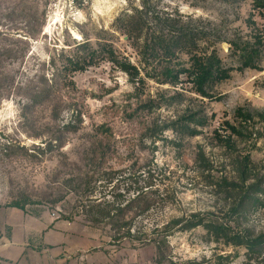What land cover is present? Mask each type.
<instances>
[{
    "label": "rangeland",
    "instance_id": "rangeland-1",
    "mask_svg": "<svg viewBox=\"0 0 264 264\" xmlns=\"http://www.w3.org/2000/svg\"><path fill=\"white\" fill-rule=\"evenodd\" d=\"M141 1L0 0V70H11L17 81L56 75L66 104L82 114L79 131L63 133V145L49 151L48 138L71 120V109L64 105L52 121L44 106L23 110V117L19 98L2 101L0 264H264V251L217 240L202 227L173 233L161 256L153 245L114 243V227L96 221L98 205L116 208L117 197L120 208H131L126 220L133 232L200 214L231 234H264V122L245 123L238 115L264 111V71L237 70L240 58L228 44L264 37V9L253 8L252 0H150L160 15L201 26L209 38L203 50H215L233 69L203 97L186 77L176 88L133 82L112 61L104 45L113 46L119 62L137 64L114 25ZM24 55L20 65L9 59ZM75 57L79 69L71 70ZM189 113L206 121L198 136L161 131ZM228 124L246 126L250 137L234 135ZM228 137L233 149L221 142ZM246 156L254 176L247 185L256 177L263 187L235 213L238 197L222 182L238 181L237 159ZM86 174L89 189L80 181ZM142 195L152 202L146 213L136 202Z\"/></svg>",
    "mask_w": 264,
    "mask_h": 264
},
{
    "label": "trees",
    "instance_id": "trees-1",
    "mask_svg": "<svg viewBox=\"0 0 264 264\" xmlns=\"http://www.w3.org/2000/svg\"><path fill=\"white\" fill-rule=\"evenodd\" d=\"M253 8L264 9V0H252ZM150 0H142L141 8H134L130 13H122V16L115 21V30L126 39V43L135 51L138 58L137 64L124 60L119 62L113 46L108 47V54L114 63L119 65L133 82L145 83L146 80H153L159 85H169L176 88L181 83L182 77H186L193 83L195 91L203 97H211L208 89L210 86L223 83L230 79L233 69L223 66V61L220 59L214 50L207 54L205 49L201 47L203 42L208 38L207 32L199 25H194L192 22L183 21L182 16L176 18L173 15L162 14L154 10ZM230 49L234 50V55L238 56L241 65L237 70H255L258 72L264 71V37L255 36L252 41L229 42ZM187 57V60L183 57ZM12 64H23L27 57L11 56L9 58ZM70 69H79L78 59L72 58L69 60ZM72 67V68H71ZM143 74V76H140ZM43 82H37L38 79ZM59 84L58 78L54 75L53 79H48L42 76L27 77L24 81H17L16 74L11 70H0V105L3 100L19 98L21 103V113L24 117L26 110L36 106H44L48 109L50 118L55 121L61 114L62 107L66 105L71 109V120L62 124V128L51 133L47 140L46 150L60 148L63 145V133H77L78 126L82 124L81 112L72 106L69 102L66 104L64 97L57 89ZM25 110V112H23ZM238 115L245 123L258 118L264 122V111H256L255 113L244 112L238 110ZM183 121H175L164 126L162 132L173 130L180 135L196 137L200 132L198 127H204L206 121L199 114L189 113L182 117ZM195 127V128H193ZM229 129L234 135L240 137H250L248 128L241 126L240 128L228 124ZM226 148L233 149L234 142L231 137L226 140H221ZM204 154L200 153V163L204 162ZM238 181L228 182L225 178L222 182L224 187L229 192L237 195L238 200L232 210L235 213H243L246 207L253 201L251 194L257 193L262 189V185L255 177L254 184H248L254 178L253 169L251 167L250 157L237 159ZM203 171L206 166L200 167ZM81 183L86 184L89 189L91 186V177L86 174L80 179ZM148 197L142 195L138 197V207L142 210L141 213H146L151 207L152 202ZM115 203L111 206L99 204L96 210V221H103L106 225L113 228L114 235L112 240L116 244L127 242L143 243L145 245H153L157 248L158 254L164 256L165 250L168 247V239L177 232H187L198 227L204 228L209 234L214 235L218 240L224 237L226 243L247 248L249 252L255 253L264 251V234L255 238L242 235L231 234L222 225H216L207 221L200 214H192L189 217L184 215L172 218L169 220H161L153 224L150 232L134 231L132 228V220H126V215L131 211L130 206L120 208V203L116 197ZM14 207H21V204H13ZM104 206V207H103ZM109 207V208H108Z\"/></svg>",
    "mask_w": 264,
    "mask_h": 264
}]
</instances>
